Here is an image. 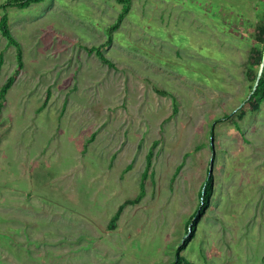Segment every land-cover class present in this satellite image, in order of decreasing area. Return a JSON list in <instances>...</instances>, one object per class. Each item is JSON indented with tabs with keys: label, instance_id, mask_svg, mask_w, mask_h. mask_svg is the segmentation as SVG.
Segmentation results:
<instances>
[{
	"label": "rangeland",
	"instance_id": "rangeland-1",
	"mask_svg": "<svg viewBox=\"0 0 264 264\" xmlns=\"http://www.w3.org/2000/svg\"><path fill=\"white\" fill-rule=\"evenodd\" d=\"M131 2L110 45L116 0L0 10L23 63L0 107V264H170L209 172L211 205L181 254L264 264V102L244 104L259 2ZM103 44L113 69L86 50ZM0 55L1 93L19 65L1 31ZM152 148L142 200L111 228Z\"/></svg>",
	"mask_w": 264,
	"mask_h": 264
},
{
	"label": "trees",
	"instance_id": "trees-1",
	"mask_svg": "<svg viewBox=\"0 0 264 264\" xmlns=\"http://www.w3.org/2000/svg\"><path fill=\"white\" fill-rule=\"evenodd\" d=\"M43 1L45 0H7L5 4H2L0 6V10L1 9L6 10L8 7L25 8L31 3H40ZM116 1L121 5L122 9H121V12L116 22L112 24L111 26H109L107 30L109 33V38L105 45L112 44L114 33L120 28L121 24L123 23V21L125 20V18L129 15L131 11V6H132L131 0H116ZM257 1L259 2L258 3V7H259L258 15L260 14V16H259L258 24L255 29V34L253 36V46L251 47L250 56L248 58V62L246 65V77L252 82V85L250 88L251 92L255 84V81L257 79L259 68L261 66L263 56H264V0H257ZM0 31L3 37L8 40V43L10 45H14L17 47L18 61H19V65H18L16 72L14 73L13 76H11L7 80L6 84L3 86L1 90L0 94H1L2 102L0 103V107H2L3 102L5 101V95L7 91L11 88V86L13 85L20 71L22 70L23 63H22V52H21L19 43L17 42V40L13 37L11 33L7 14H4L0 19ZM105 45L103 44L98 47L86 48V50L88 51L89 54H93V53L96 54V56L103 63H105L109 68L113 69L115 68L114 63L111 62L103 52ZM1 64H2V56L0 55V66ZM157 92L164 96H171L170 93H167L164 91L157 90ZM50 97H51V92L48 91L47 98L45 99L42 107L40 108L41 111L48 106ZM263 102H264V72H263V76L261 78L260 84L256 92L251 95L250 99L246 103L248 105V111L252 113L260 111ZM239 111L240 112L237 115V118L239 119H243L248 113V111L246 110L244 106ZM224 119L231 120L234 124H236V127L239 129L238 124L233 118V116L227 115L225 116ZM156 144L157 143H154V146H156ZM152 160H153V148L149 151L147 155V167H146V171L143 174V178H142L143 182L141 184L140 195L135 200H127L119 207L116 215L112 218L110 222L111 228L116 226V223L122 211L124 210L126 206L137 205L142 200L145 194L144 181L146 180V177L149 174V172H151ZM199 195L201 198L200 205L198 209L196 210V212L192 215V217L187 221V231L186 232L188 234L190 230V235L187 239L184 240L183 244H181L177 248L176 258L170 264H196L189 257L181 253L184 252L188 248V245L190 244V242L195 238L196 233H197V225L201 217L205 214V212L209 209L211 205V198H213L214 196V184H213V176L210 174V172H209V176L205 180V183Z\"/></svg>",
	"mask_w": 264,
	"mask_h": 264
},
{
	"label": "water",
	"instance_id": "water-1",
	"mask_svg": "<svg viewBox=\"0 0 264 264\" xmlns=\"http://www.w3.org/2000/svg\"><path fill=\"white\" fill-rule=\"evenodd\" d=\"M263 72H264V56H263V60H262L261 66L259 68L257 79H256L255 84H254L253 89H252V92L248 96V98L245 100L244 104H246L247 101L250 99L251 95L256 92V90H257V88H258V86L260 84L261 78L263 76ZM244 104L240 108H238V110H240L244 106ZM188 235H190V230L188 232Z\"/></svg>",
	"mask_w": 264,
	"mask_h": 264
}]
</instances>
